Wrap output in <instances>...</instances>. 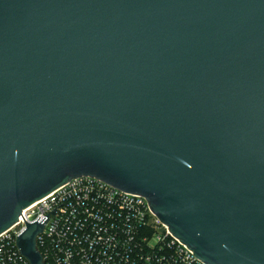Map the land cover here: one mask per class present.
Here are the masks:
<instances>
[{
	"label": "water",
	"instance_id": "obj_1",
	"mask_svg": "<svg viewBox=\"0 0 264 264\" xmlns=\"http://www.w3.org/2000/svg\"><path fill=\"white\" fill-rule=\"evenodd\" d=\"M81 176L203 264H264V0H0V233Z\"/></svg>",
	"mask_w": 264,
	"mask_h": 264
},
{
	"label": "built area",
	"instance_id": "obj_2",
	"mask_svg": "<svg viewBox=\"0 0 264 264\" xmlns=\"http://www.w3.org/2000/svg\"><path fill=\"white\" fill-rule=\"evenodd\" d=\"M20 213L0 233V264H28L16 247L17 236L25 221L47 213L35 237L43 264H203L157 220L142 196L94 177L71 179Z\"/></svg>",
	"mask_w": 264,
	"mask_h": 264
}]
</instances>
